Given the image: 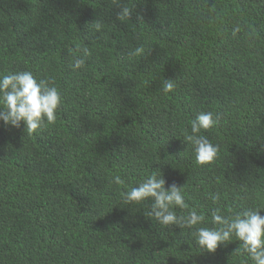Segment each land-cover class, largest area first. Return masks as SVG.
<instances>
[{
    "label": "trees",
    "instance_id": "16d2710c",
    "mask_svg": "<svg viewBox=\"0 0 264 264\" xmlns=\"http://www.w3.org/2000/svg\"><path fill=\"white\" fill-rule=\"evenodd\" d=\"M122 2L126 22L111 0H0V80L30 72L62 97L34 135L0 121V264H253L235 237L212 254L194 233L213 211L264 217V0ZM202 112L219 117L201 133L220 149L205 167L186 143ZM153 174L205 222L165 228L151 199L122 202Z\"/></svg>",
    "mask_w": 264,
    "mask_h": 264
},
{
    "label": "clouds",
    "instance_id": "9594fccd",
    "mask_svg": "<svg viewBox=\"0 0 264 264\" xmlns=\"http://www.w3.org/2000/svg\"><path fill=\"white\" fill-rule=\"evenodd\" d=\"M111 3L118 9L116 19L120 22L131 20L133 10L126 6L122 0H111ZM215 9L213 8V11ZM137 19L143 23V15H138ZM97 32L102 30L100 22L93 23ZM238 26L232 36L235 38L241 33ZM144 48H137L133 56H143ZM83 57L75 58L70 65L73 71H79L86 66V59L91 56V52L85 48L82 50ZM55 81L37 80L30 72H21L3 77L0 80V101L3 108L0 109V121L5 126L20 129L25 125V132L34 135L42 126L54 125L56 113L62 103L59 90L53 86ZM175 90L172 80H167L162 85L164 94ZM219 122V117L213 113H200L191 122V134H186V143L191 145L196 156V163L200 167L213 164L219 156V146H214L203 132H209ZM114 183L123 186L124 182L119 176L114 179ZM166 181L153 174L150 178L142 182L138 187L130 191L121 192L124 204H143L151 199L154 203L150 206V211L145 213L149 219L155 220L165 228L176 226L182 230L194 229L205 222L203 215L197 214L195 210H188L185 202L183 188L173 184L170 190L165 188ZM213 204L220 201L219 193L211 196ZM174 209H180L186 215H177ZM262 210H247L241 213L225 217L219 211L212 212V229L198 228L195 231L196 244L199 248L208 253L215 254L222 244H228L233 237L240 242V247L236 251L238 255H247L253 264H264V217L259 213Z\"/></svg>",
    "mask_w": 264,
    "mask_h": 264
}]
</instances>
